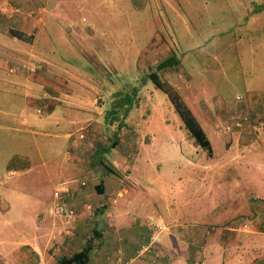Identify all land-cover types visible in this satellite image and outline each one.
Masks as SVG:
<instances>
[{
  "label": "rangeland",
  "instance_id": "obj_1",
  "mask_svg": "<svg viewBox=\"0 0 264 264\" xmlns=\"http://www.w3.org/2000/svg\"><path fill=\"white\" fill-rule=\"evenodd\" d=\"M260 8H264V0H0V15L10 17L7 24L14 18L24 25H9L28 38L17 43L25 49L30 48L31 42L37 44V55L48 49L55 70L62 71L64 79L77 83L72 98L57 99L51 94L47 98L52 106L49 109L37 85H31L35 92L30 96L34 100L28 104L21 82L12 86L0 81V244H8L0 249L7 250L16 240L26 238L29 233L21 229L30 216L37 218L42 213L52 219V192L61 184L58 182H66L61 178V168L72 161V142L86 143L89 138L102 143L106 137L112 141L115 134L120 136L117 129L121 127L125 140L133 142L142 140L143 134L137 135L134 125L139 129L145 123L156 127L180 124L178 117L177 121L173 116L171 102L151 81L140 89L146 96L142 107L132 105L127 114L122 110L113 121L107 101L103 110L93 108L85 114L79 111V116H84L77 120V109L70 112L67 107L76 103L73 107L81 108L78 96L87 90L85 84L90 80L94 86L91 95L102 101L106 88L137 85L140 72L145 76L170 51L178 58L183 55L178 66L162 71L160 77L181 94L213 143L211 153L218 155L224 142H231V130L225 128V132L218 127L232 116L233 98L239 92L254 89V82L264 78V14L261 12L262 18L255 20ZM46 39L47 43L41 46ZM16 48L15 58L19 61L23 58L18 52L21 48ZM92 50L101 63L95 57L93 62H86L84 55ZM136 55L140 59L151 58L139 67ZM22 67L32 73L37 71L27 62ZM11 68L18 69L16 65ZM7 73L12 79V73ZM75 76L82 79L75 80ZM97 115L102 121L116 124V131L114 125L102 130L98 120L94 121L95 128L80 123ZM124 128H132L127 130L132 134ZM180 130L182 133L172 131L170 141L163 134L149 133L155 145L148 156L153 157L159 172L175 170L184 174L186 166L182 163L192 161L199 153L205 155V150L194 146L185 129ZM81 132H89V136L78 139ZM114 152L115 148L108 146L105 152L98 150L92 156L97 157V163L99 156L114 161ZM230 171L231 167H227ZM198 182L192 183L193 188H198ZM192 189L189 191L194 193ZM158 207L167 215L162 201ZM153 215L141 218L153 226L148 234L159 235V243L164 245L165 241L169 246L165 221Z\"/></svg>",
  "mask_w": 264,
  "mask_h": 264
},
{
  "label": "crops",
  "instance_id": "obj_2",
  "mask_svg": "<svg viewBox=\"0 0 264 264\" xmlns=\"http://www.w3.org/2000/svg\"><path fill=\"white\" fill-rule=\"evenodd\" d=\"M261 12L264 14V8L255 13L256 21L262 18ZM9 18L0 15V81L12 86L21 82L25 88L23 98L28 104L34 100L30 96L35 92L31 85L41 89L42 98L47 99L51 94L57 99L72 98L76 81L64 79V73L55 70L48 49L37 55V44L31 42L30 48L26 49L19 45V41L28 40L13 36L9 25H24L14 18L7 24ZM46 43L47 39L41 46ZM16 45L20 46L21 51L18 52L23 57L19 61L15 58ZM95 56L94 50L84 55L87 63L93 62ZM136 56L139 67L151 58ZM104 61L109 64L108 60ZM26 62L37 71L32 73L22 67ZM13 65L18 69H10ZM7 72L12 73V79ZM78 79L82 78L76 77L75 80ZM254 83V89L242 95V100L239 99L242 96L233 98L232 116L218 127L225 131V126L230 124L231 142L225 141L224 149L218 155L210 153V161L206 150L205 155L196 150V154L199 153L196 158L182 163L186 166L184 174L175 170L159 172L153 157L148 156L155 145L149 133L163 134L170 141L174 129L181 132V124L156 127L145 123L139 129L134 125L132 128L138 132L137 135L143 133L142 140L129 142L125 140L123 127L117 129L116 124L102 121L98 115L80 121L82 126L86 123L84 127L92 125L95 128L94 121L98 120L102 123V130L112 129L114 125L120 136L115 134L117 141L114 145L109 137L102 143L91 142L89 138L86 143L72 142V161L65 169L61 168V178L67 183L60 181L58 185L64 183L73 195H64L67 205L77 213L73 232L67 236L64 234L69 220L55 215L53 210L52 219H47L42 213L37 218L30 216L25 222L26 227H19L29 234L16 240L11 248L0 249V264H59L60 256L79 251L88 241L92 248L85 264H264V78ZM85 85L87 90L78 96L81 108L73 107L76 103H69L67 107L70 112L77 109V120L84 116H79V111L85 114L92 112L93 108L103 110L107 101L110 103L113 97L121 96L118 94L120 91L114 94L107 91L101 97L102 101L95 100L96 97L90 93L94 91L93 82L90 80ZM137 96L135 108L142 107L146 98L140 90ZM46 99L47 107L52 109L49 99ZM173 116L177 120V116ZM112 119L114 121L113 115ZM237 121L239 126H234ZM132 128L124 130L132 131ZM88 133L80 134L87 138ZM175 142L182 143L181 140ZM108 146L115 148L114 161L113 158L110 161L106 156H99L100 163H97V157L92 154L98 150L105 152ZM194 146L197 147L195 142ZM211 147L213 149L212 142ZM227 167H231L230 173ZM145 171L148 172L142 175ZM81 179H87V185H81L80 182L84 181ZM197 180L198 188H193L192 183ZM191 189L194 193L189 191ZM159 201L164 203L167 215L159 210ZM84 203H92L96 211L91 220L85 215ZM149 214L165 221L169 246L164 241V245L158 242L151 248L145 247L154 234H148L152 224L142 220ZM55 244L58 245L53 249L49 247ZM6 245V242L0 244Z\"/></svg>",
  "mask_w": 264,
  "mask_h": 264
},
{
  "label": "trees",
  "instance_id": "obj_3",
  "mask_svg": "<svg viewBox=\"0 0 264 264\" xmlns=\"http://www.w3.org/2000/svg\"><path fill=\"white\" fill-rule=\"evenodd\" d=\"M10 33L15 36L18 39L21 40H28V38L23 34L22 31H16V30H10ZM183 58V55L180 56V58L177 57L175 53H170L156 63L154 67H151L149 71L146 72L145 76H143L140 72V81L136 85H130L127 83L126 88L123 86H117L114 88H106V91H112L114 94L115 92H119L121 96L113 97V99L110 101L111 103V115L118 116V113L123 110L124 114H127V112L132 108V105H136V101H138L137 93L138 91L145 85L148 81H151L155 87L159 88L168 98V100L171 102L173 106V112L175 115L179 118L180 124L182 128L185 129L188 136L191 137L197 146L202 148L203 150H206L207 153L210 155L212 152L211 142L208 138L207 133L205 132L204 128L201 126L199 121L196 120L194 115L192 114V110L189 108V106L185 103L183 100L181 94L178 92V90L172 86L169 82L166 80H163L160 77V73L164 70L174 68L178 66L180 63V60ZM101 89H103L101 87ZM249 88L248 90H250ZM246 90L245 92H239L237 93V96L246 95L248 93ZM103 91V90H102ZM118 128H120V125H118ZM117 136V135H116ZM115 136V137H116ZM112 144L114 145L116 143V138L112 140ZM112 145V146H113ZM107 170L112 171L111 167H108L105 165ZM96 214V211H95ZM96 216V215H95ZM91 242H87L82 249L79 251L73 252L70 255H62L58 258L59 264H85L89 260V254L91 250Z\"/></svg>",
  "mask_w": 264,
  "mask_h": 264
},
{
  "label": "built area",
  "instance_id": "obj_4",
  "mask_svg": "<svg viewBox=\"0 0 264 264\" xmlns=\"http://www.w3.org/2000/svg\"><path fill=\"white\" fill-rule=\"evenodd\" d=\"M239 121L235 122L234 126H239ZM226 130L231 129L229 125L225 126ZM80 138L84 137V134L79 135ZM81 185H86V181H81ZM70 190L68 186H66L64 183H61L54 191H53V212L57 216H64L66 219L69 220V224L67 226V229L65 228V231L67 234L72 233L74 230V221L77 217V213H75L74 209H72L70 206L67 205L65 201V197L69 196ZM71 196H73L71 194ZM83 209L85 212V215L87 219H93L95 217V209L90 203H84L83 204ZM159 242V237L158 235H152L148 239L147 245H145L146 248H151L155 244Z\"/></svg>",
  "mask_w": 264,
  "mask_h": 264
}]
</instances>
